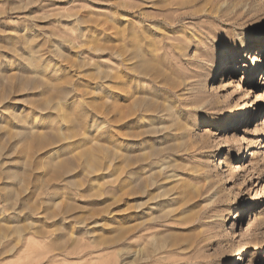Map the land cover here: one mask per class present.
I'll return each mask as SVG.
<instances>
[{
	"label": "rangeland",
	"instance_id": "1",
	"mask_svg": "<svg viewBox=\"0 0 264 264\" xmlns=\"http://www.w3.org/2000/svg\"><path fill=\"white\" fill-rule=\"evenodd\" d=\"M261 53L264 0H0V264H264Z\"/></svg>",
	"mask_w": 264,
	"mask_h": 264
},
{
	"label": "bare ground",
	"instance_id": "2",
	"mask_svg": "<svg viewBox=\"0 0 264 264\" xmlns=\"http://www.w3.org/2000/svg\"><path fill=\"white\" fill-rule=\"evenodd\" d=\"M252 49H253V47L251 48V50ZM226 56H227L226 59H222V58L220 59V62L217 65L216 71H214L212 73V75L214 76V79L218 77V80L222 81V76H224V75L228 76L229 72L232 71L231 66L229 64H231V61L234 58V56L231 53L227 54ZM263 57H264L263 53L260 54V57L254 56V61H255L254 67L258 68V72H256L257 74H259L261 68L263 67V63H264ZM223 72H224V75L219 76V74L223 73ZM247 105L243 108L245 116L248 114ZM256 109H257V105H256ZM144 110L147 112H152L153 114H157V113L162 111V104L152 103L149 106H147L146 108H144ZM142 114H144V112H142ZM237 119H239V118H235V119L229 118V119L225 120L224 123H228L229 121H235ZM247 120L248 119L246 118L244 123H246ZM246 157H247V155H246ZM213 188H214V186L210 183V181L209 182L206 181L205 184L200 189L199 195H204V197L213 199L212 200L213 204L211 205L209 211H213L214 215H213V219L211 220V222H209V224L210 225L213 224V225L217 226V225H220L222 223V221L224 220V218L226 217V212L230 213L229 210L231 209V207L227 208L226 210L225 209L222 210L221 208H219L218 203L221 200V192L219 191V189L216 191V193L212 192ZM209 217H212V216L210 215ZM229 252L230 251H228L227 249L226 250L222 249L221 253H219L218 256L209 258L210 264H214L216 261L222 262L228 256Z\"/></svg>",
	"mask_w": 264,
	"mask_h": 264
}]
</instances>
